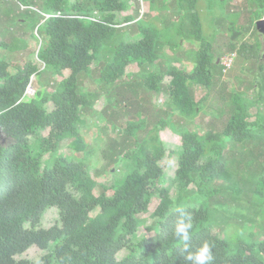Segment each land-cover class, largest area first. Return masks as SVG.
Here are the masks:
<instances>
[{"label":"trees","instance_id":"16d2710c","mask_svg":"<svg viewBox=\"0 0 264 264\" xmlns=\"http://www.w3.org/2000/svg\"><path fill=\"white\" fill-rule=\"evenodd\" d=\"M147 1L149 11H157L155 17L139 15V2L135 13L120 15L131 9V0H12L11 4L0 0V35L10 37V42L0 38V137L6 139L0 141V264H30L17 256L32 246L46 252L40 264H190L173 235L180 216L173 205H182L183 193L190 196V204L178 209L192 220L191 251L207 240L214 244L213 264H264V241L239 242L232 249L205 224L207 207L194 201L197 195L215 196L223 190L222 184L213 189L207 184L225 179L236 168L247 169L252 158L260 162L261 146L235 159L231 144L247 147L254 139L253 126L260 123L261 113L251 121L250 107L263 103L264 85L257 87L255 102H241L243 95L228 93L231 111L220 131L199 134L176 125L173 115L194 122L202 99H194L193 85L210 90L218 57L202 31L198 0ZM205 1L212 6L222 0ZM254 3L251 24L255 28V20L264 16V8L259 7L264 0ZM179 9L186 12L187 27L177 21ZM25 24L39 39L36 52L28 53L35 52L51 78L61 77L51 91L43 86L32 95L26 92L40 66L17 54L28 48L17 31ZM229 29L235 36L241 33L237 26ZM177 39L198 44L192 51L191 72L184 62L174 63L179 60L172 56L175 51L190 57L177 48ZM255 43L261 46L258 40ZM251 46L243 41L239 48L247 53ZM228 47L235 48L233 40ZM166 77L170 78L167 84ZM87 79L94 85L92 90L85 86ZM163 89L168 94L165 108L154 107L150 113L147 104ZM104 97L109 107L100 113L106 119L115 116L111 127L120 128L119 139L112 138L108 145L111 166L117 165L111 185L97 182L88 172L90 152L81 132L84 115H99L94 107ZM164 131L178 137L179 149L166 148L160 137ZM66 139L72 153L64 155L60 148ZM227 148L231 153L226 156ZM75 153L83 156L77 158ZM167 156L176 158L173 174L162 165ZM120 157L128 159L125 176L117 162ZM172 184L177 187L174 198ZM153 196L159 199L150 213L155 232L138 238L147 220L139 215L148 212ZM53 207L58 212L55 223L41 226L44 212ZM122 250L126 254L119 258Z\"/></svg>","mask_w":264,"mask_h":264},{"label":"rangeland","instance_id":"374dc122","mask_svg":"<svg viewBox=\"0 0 264 264\" xmlns=\"http://www.w3.org/2000/svg\"><path fill=\"white\" fill-rule=\"evenodd\" d=\"M131 1L134 2L131 9L121 12L120 15L135 13L137 2L140 3L139 15L145 13L144 16L147 18L148 14L153 17L157 13L155 10L149 11L147 0ZM11 3L12 0H8L7 4ZM157 4L158 3H156V5ZM255 5L254 0H222L215 4L212 3V6H209L207 1L198 0L197 9L201 16L202 31L213 42L214 56L218 57V61L221 62L222 57L226 53H233V61L229 67L224 69L221 68L220 64L214 66L210 90L206 89L203 85H193V97L195 100L202 99V109L200 105L199 113L192 123H185V120L177 115H173L172 120L176 125L183 124L184 127L195 130L199 134L206 132L208 129L220 131L231 111L229 105L231 98L230 94L233 95L237 92L243 95L244 99H241V102H246L245 100L252 102L256 101L257 87L259 85H264V39L261 33H258L257 30L255 31L254 26L251 24V18H253L252 11ZM259 7L264 8V4ZM176 16L179 18L177 21L181 20V23L186 27L188 26L189 21L184 10L181 9ZM1 17L4 18L3 15ZM154 20L157 21L158 25H161L156 18ZM126 24L125 22L120 23L121 26H125ZM232 26H237L241 33L235 36V33L231 32L229 29ZM23 27L25 28H18L17 31L22 32V37L28 48L24 51L18 50L17 54H21L20 56H28L40 66V72L32 76V87H29V91L27 92L33 94L37 87L43 90V86H47L45 89L51 91L54 81L60 80L61 77L55 75L51 78L48 69H44L42 62L36 58L35 54L39 46V39L36 37L35 30L32 32L29 25L26 24ZM132 32L133 31H131V33ZM0 38L6 42H10V37L8 35H0ZM231 39L235 43V48L230 50L228 45L231 43ZM177 40L179 42L177 48L180 50L183 48L185 52H188L187 54H190V57L185 58L187 56L186 54L175 51L172 56L179 60H175L174 63L181 66L182 62H184L185 69L191 72L195 66L193 52L197 50L198 44L194 43L192 40H186L183 43L182 40ZM255 40H258L261 46H257ZM243 41L252 45L247 53L241 51L239 48L240 43ZM29 50H34L35 52L30 54L28 53ZM2 52L3 51H1V53ZM17 54H15V56L12 55V59L17 57ZM93 65H97V62H94ZM169 80L170 78L166 77L164 79L165 84H167ZM86 81V88L92 90L94 87L93 83L88 79ZM165 93L166 90L163 89L161 93L156 94L151 102L147 104L150 113L153 112L152 110L154 107L165 108L168 99V94L166 95ZM115 96L117 99H121V97ZM48 104L49 108H51L52 105L50 101ZM122 104L123 103H121V106ZM105 107H109V103L106 102V97L101 99L94 107V109L99 112V115L96 116L90 113L84 115L86 124L81 126V132L87 144L85 149L90 152L87 158L88 172L97 182L111 185L116 178L114 177V167H117V165H114V167L111 166V153L109 154L108 145L112 138L119 139L120 135L117 134L120 128L111 127L110 120H115V116L106 119V117L100 113ZM257 113H261L259 114L260 123L253 126L255 134L254 139L252 138L248 141L249 143H246L247 147H242L241 143L238 142L231 144V146L235 145V150L232 153L235 159L236 157L248 154L249 149L253 148V150L257 151L258 145L264 148V101L263 103H255L250 107L251 121L257 118ZM119 122L123 124L121 121ZM42 133L45 135L47 130H43ZM160 137L168 150L180 148L179 139L173 133L170 134L169 131H164L161 133ZM3 140L6 141L5 138L0 137V141ZM257 140H261V143ZM69 141V139H66L62 142L60 152L64 155L72 153ZM129 147L133 148L130 151L135 150L134 145H130ZM229 148L224 152L226 156L231 153V149ZM75 156L80 158L83 154L75 153ZM262 156H264V154L259 156L260 162L252 158L251 163L247 164V169L239 170L236 168V172L227 173V176L224 177L225 179L222 177L206 185L207 188L213 189V187H218V184H222L223 190L220 194L215 196L197 195V197L194 198L195 202L197 200L198 204L207 207L209 216L205 224L217 230L230 244L232 249H234L239 242L253 243L264 241V173L261 172V168L264 167V159ZM47 157L48 154H45L43 160L47 159ZM127 161L128 159L124 157H120L117 160L118 164L122 167L123 176H125L130 169V167L127 168ZM175 163V157L167 156L162 160V165L168 166L167 170L169 174H173V166ZM249 166H253L254 169L250 171ZM242 170H246L247 173ZM166 179L168 178L163 179V181L168 184ZM191 187L194 186L190 184L189 188ZM176 191L177 187L172 184L170 186V195H172V198H174L173 195H175ZM188 197L190 196L183 193L181 195V200L183 201L181 203L182 205H176L175 203L173 205V210L189 205L190 201ZM158 201L159 199L153 196L148 206V212L139 215V217L147 220L139 228L137 233L138 238L154 234L155 230L151 228L153 217L150 216V213L155 209ZM57 218V209L54 207L49 208L43 214L41 226L49 227L55 223ZM45 253L46 252H43V250H40L38 247L32 246L22 255L17 256V258L27 259L30 264H40L41 258ZM125 254L126 250H122L118 257L121 258Z\"/></svg>","mask_w":264,"mask_h":264},{"label":"clouds","instance_id":"9594fccd","mask_svg":"<svg viewBox=\"0 0 264 264\" xmlns=\"http://www.w3.org/2000/svg\"><path fill=\"white\" fill-rule=\"evenodd\" d=\"M264 17V16H263ZM262 18V17H261ZM260 19V18H259ZM258 20V19H257ZM256 28V26H255ZM257 30V29H256ZM258 31V30H257ZM258 33H261L258 31ZM263 36V34L261 33ZM264 39V36H263ZM233 53H226L223 57L221 62L218 61L219 58H217V64H220L221 68L229 67L230 64L233 61ZM228 59V64H225V60ZM29 87H32V85H28L27 91H29ZM26 91V92H27ZM27 94H29L27 92ZM32 95V94H29ZM180 216L176 223L175 229H174V237L176 240L182 243V253L184 255V259L190 264H213L214 256H213V248L214 244L211 242L205 240L195 251H191V244L190 241L192 239L191 230L193 229L192 220L189 214L185 212L184 209H177Z\"/></svg>","mask_w":264,"mask_h":264},{"label":"water","instance_id":"95a60500","mask_svg":"<svg viewBox=\"0 0 264 264\" xmlns=\"http://www.w3.org/2000/svg\"><path fill=\"white\" fill-rule=\"evenodd\" d=\"M255 26H256V29L260 31L264 36V17L256 20ZM263 57H264V51H263Z\"/></svg>","mask_w":264,"mask_h":264},{"label":"built area","instance_id":"2783aa9c","mask_svg":"<svg viewBox=\"0 0 264 264\" xmlns=\"http://www.w3.org/2000/svg\"><path fill=\"white\" fill-rule=\"evenodd\" d=\"M228 61H229V60H228V59H226L224 63H225V64H228Z\"/></svg>","mask_w":264,"mask_h":264}]
</instances>
